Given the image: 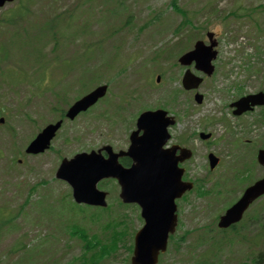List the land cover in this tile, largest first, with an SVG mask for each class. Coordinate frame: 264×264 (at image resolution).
Segmentation results:
<instances>
[{
  "label": "rangeland",
  "instance_id": "rangeland-1",
  "mask_svg": "<svg viewBox=\"0 0 264 264\" xmlns=\"http://www.w3.org/2000/svg\"><path fill=\"white\" fill-rule=\"evenodd\" d=\"M16 1L6 4L0 15ZM107 1L31 2L29 16L36 24L61 14L58 32L67 37L75 31L71 39L60 38L57 49H51L50 42L43 46L45 56L80 57V65L70 71L67 62L57 65L53 76L59 79L68 74L56 85L50 84L56 80L49 75L48 79L42 76L37 85L40 74L34 71H28L31 75L28 78L14 83L7 81L19 76L10 66L18 69L28 66L18 54L21 47L1 63L6 66V80L0 77V109L4 117L0 123V208L12 213L19 211V215L14 222L17 228L3 233L7 229L4 228L1 233L0 264H72L85 250L78 234H73V224H78L93 241L100 237L108 243L115 218L121 221L116 229L118 247L108 251L104 256L108 258H102L98 264H127L131 255L128 246L142 224L135 207H122L117 200L116 184L107 180L109 184L98 183L100 189L108 191L106 208L74 206L68 201L65 208H60L59 197L67 196L70 188L56 179L54 173L63 156L70 157L106 143L114 148L127 146L133 121L144 109L159 107L175 116L176 124L169 129L170 142H179L183 136V145L193 151L186 162L187 177L207 178L195 181L193 192L205 187L215 190L229 187L230 191H223L227 200L255 176L264 174V167L255 158L257 146L264 148V113L261 119V109L257 108L238 117L228 106L242 93L264 90V0H176L186 15L174 11L171 0H118L121 3L117 5ZM1 16L0 39L8 37L11 29ZM181 19H185L184 26L176 30ZM207 30L213 31L218 41L213 61L218 66L213 76L204 78L196 89L203 94V101L198 104L193 100L194 91L180 86L185 66L179 65L177 58L190 50L196 39L207 42ZM163 47L168 50V57L154 62L150 57ZM189 67L196 71L192 65ZM156 74H161L158 82ZM97 81L108 84L106 95L73 120L65 119L49 150L42 154L23 151L45 124L56 119L58 95L63 98L68 94L71 98L83 94ZM199 132H209L210 137L202 140ZM209 151L221 156L220 163L211 174H205ZM227 178L231 182H224ZM31 186L35 189L26 203ZM222 203L213 197L202 199L189 194V199L180 206L181 224L158 264H198V258L211 264H264V239L254 237L256 245L244 239L252 238L260 230L264 233V197L249 208L245 227L237 226L236 232L207 225L214 223ZM70 209L75 216H71ZM40 240L32 257H24L20 244L31 248Z\"/></svg>",
  "mask_w": 264,
  "mask_h": 264
},
{
  "label": "water",
  "instance_id": "water-1",
  "mask_svg": "<svg viewBox=\"0 0 264 264\" xmlns=\"http://www.w3.org/2000/svg\"><path fill=\"white\" fill-rule=\"evenodd\" d=\"M5 1L0 0V6ZM211 36L212 34H209ZM215 43L203 48L201 42L195 44V49L183 54L179 61L190 63L196 61V67L203 69L208 74L213 70L211 59L216 52L210 51ZM200 78L186 73L182 78L185 88L196 87ZM106 86L102 85L89 94L77 100L68 110L67 116L73 117L80 110H85L99 97L104 95ZM195 99L200 102L201 95L196 94ZM264 103V95L260 92L239 99L232 105L239 113L241 108L246 109L247 103ZM162 110L146 111L140 114L136 121L137 129L130 135L131 144L127 152L135 164L129 169L121 170L116 161V156L103 160L99 153H78L73 158L64 159L60 164L56 176L67 180L73 188V197L76 201H85L92 204L105 205V193L96 189V182L103 177H117L121 184L120 196L124 201L138 202L142 207L141 215L144 224L135 235L134 251L130 264H155L159 251H164L169 232L173 231L175 219L172 214L174 199L185 189H190L191 184L180 181L181 172L176 167L178 160L191 155L187 149H182L181 157L176 158L174 152L177 148L173 145L170 149H161L162 144L168 139L166 127L173 123L171 117H165ZM170 118V119H169ZM60 122L44 128L26 148L28 153L42 152L48 147L50 139L54 136ZM142 130V134L138 132ZM202 138L208 134H200ZM210 165L216 159L210 154ZM258 160L264 164V151H259ZM264 193V177L246 188L242 197L228 208L220 217L219 226H227L236 221L242 211L257 196Z\"/></svg>",
  "mask_w": 264,
  "mask_h": 264
},
{
  "label": "trees",
  "instance_id": "trees-1",
  "mask_svg": "<svg viewBox=\"0 0 264 264\" xmlns=\"http://www.w3.org/2000/svg\"><path fill=\"white\" fill-rule=\"evenodd\" d=\"M109 1H115L117 2L116 4H120L121 2H119L118 0H109ZM173 5L175 7L176 10L178 11H181L182 13H184L183 10H180L179 7H177L175 5V0H173ZM16 13H18V15H20L21 17L19 18L18 15L16 16ZM25 15V11H23L21 8L18 9L16 12H10L8 14V16L2 18V21L5 22V23H9V24H12V25H15L17 24V26L19 25L21 29H18V28H14L15 30V33L14 36H18L20 35V32L21 30H24L25 28L22 26L23 23L20 21L22 17H24ZM56 19H58V17H56ZM18 20V22H17ZM53 20L50 19L49 21L47 22H52ZM52 23H45V30L43 32V34L46 36L48 31H50V38L47 39L48 41L49 40H52L53 42H55V44L57 45L58 44V40L60 38V35L51 30L52 28ZM42 29V27H41ZM24 43H26V40L23 39ZM87 57H85L84 59H86ZM68 64L69 65H72L76 62V58H69L68 60ZM99 75V74H98ZM64 102H66L65 98L63 100ZM3 212L0 213V229H2V227L4 226L5 223L9 222L10 219L12 218H9V220L7 221L6 218L3 216ZM14 215H19V211L15 212ZM14 226V223L12 222L10 224V227L12 228ZM74 226V232L73 234H78V238H80L82 241H83V247L85 248V250L88 252H90L88 255L87 253L85 254H82L81 256V260H80V263L78 264H97L99 260H101L102 258L103 259H106L108 258L107 256H105L106 253H108V251H115L117 249V241H118V234H119V231L117 230H113L111 232V236H110V240L108 243L106 242H103V240L99 237L96 239V241H93L92 239L88 238V234L86 232H84V230H82V228L78 225V224H73ZM92 238L94 239V236H92ZM106 241V240H105ZM23 246V252L22 254L26 255L24 257L26 258H31V253L34 252V248L37 247L38 245H36L33 249H28L27 248V251L25 250V245H21ZM124 246V244H123ZM129 251L131 250V246L129 245ZM127 248V246H126ZM30 253V254H28ZM28 254V255H27ZM109 255H110V252H109ZM21 256V255H20ZM31 260V259H29ZM30 262V261H29Z\"/></svg>",
  "mask_w": 264,
  "mask_h": 264
},
{
  "label": "flooded vegetation",
  "instance_id": "flooded-vegetation-1",
  "mask_svg": "<svg viewBox=\"0 0 264 264\" xmlns=\"http://www.w3.org/2000/svg\"><path fill=\"white\" fill-rule=\"evenodd\" d=\"M172 144V142H169L168 144H166V146H170ZM179 145L180 146H183V142H179ZM120 149H126V147H123V148H119V150ZM114 150V149H113ZM116 151V150H115ZM179 153H180V150L179 149H177L176 150V152H175V155L176 156H178L179 155ZM104 155H106V153H103ZM119 162H120V164L122 165V167H124V168H127V167H129L131 164H132V158L131 157H129L128 155H121L120 157H119ZM178 166H180V167H183L184 166V168H185V170H186V160L185 161H183V162H181V163H178ZM184 170V171H185ZM186 200V197H185V193L180 197V198H178V199H176L175 200V202H176V213H177V220H180V213H179V209H180V205H181V203L182 202H184ZM135 205V207L140 211V208L136 205V204H134ZM246 212V211H245ZM244 212V213H245Z\"/></svg>",
  "mask_w": 264,
  "mask_h": 264
}]
</instances>
